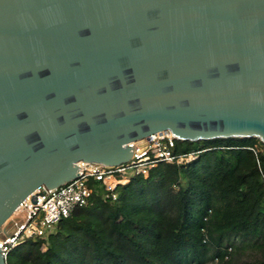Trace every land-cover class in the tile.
Segmentation results:
<instances>
[{
	"label": "water",
	"instance_id": "water-1",
	"mask_svg": "<svg viewBox=\"0 0 264 264\" xmlns=\"http://www.w3.org/2000/svg\"><path fill=\"white\" fill-rule=\"evenodd\" d=\"M163 131L264 144V0H0L1 239L42 186Z\"/></svg>",
	"mask_w": 264,
	"mask_h": 264
},
{
	"label": "trees",
	"instance_id": "trees-1",
	"mask_svg": "<svg viewBox=\"0 0 264 264\" xmlns=\"http://www.w3.org/2000/svg\"><path fill=\"white\" fill-rule=\"evenodd\" d=\"M188 162H161L93 196L6 264H264V144L174 140Z\"/></svg>",
	"mask_w": 264,
	"mask_h": 264
},
{
	"label": "built area",
	"instance_id": "built-area-1",
	"mask_svg": "<svg viewBox=\"0 0 264 264\" xmlns=\"http://www.w3.org/2000/svg\"><path fill=\"white\" fill-rule=\"evenodd\" d=\"M174 140L171 132H158L144 138L142 152H139V145L129 143L130 147H134V155L125 164L111 167L80 162L78 166L81 170H78L74 180L54 189L42 186L19 206L21 215L15 217L20 218L22 224L10 237L0 238L2 254L7 258L8 253L26 239L46 238L61 219L87 206L94 195L104 201L115 200L118 186L128 183L131 177L139 174L147 176L149 169L161 162L182 164L193 158L192 154L175 155L172 151Z\"/></svg>",
	"mask_w": 264,
	"mask_h": 264
},
{
	"label": "bare ground",
	"instance_id": "bare-ground-1",
	"mask_svg": "<svg viewBox=\"0 0 264 264\" xmlns=\"http://www.w3.org/2000/svg\"><path fill=\"white\" fill-rule=\"evenodd\" d=\"M18 208H19V207H18ZM17 213H18V214H17ZM14 215H21V213H20V209H17L11 218H13Z\"/></svg>",
	"mask_w": 264,
	"mask_h": 264
},
{
	"label": "rangeland",
	"instance_id": "rangeland-1",
	"mask_svg": "<svg viewBox=\"0 0 264 264\" xmlns=\"http://www.w3.org/2000/svg\"><path fill=\"white\" fill-rule=\"evenodd\" d=\"M191 159V158H190ZM18 214V213H17ZM17 216V215H14V217Z\"/></svg>",
	"mask_w": 264,
	"mask_h": 264
}]
</instances>
